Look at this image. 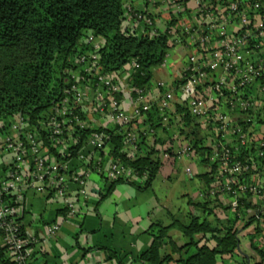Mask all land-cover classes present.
I'll return each mask as SVG.
<instances>
[{
    "label": "built area",
    "instance_id": "1",
    "mask_svg": "<svg viewBox=\"0 0 264 264\" xmlns=\"http://www.w3.org/2000/svg\"><path fill=\"white\" fill-rule=\"evenodd\" d=\"M149 1L152 4L161 1L177 16L190 7L193 9L195 24L181 28L169 25L162 32L147 11L129 8L124 14V28L150 38L160 34L169 37V49L158 66H166L171 47L181 46L186 40L195 44L198 51L187 56L182 80L175 89L160 82L162 95L154 100L148 85L133 88L134 106L131 111L127 110L119 98L120 80L114 72L105 73L99 64L98 51L103 45L92 42L91 38L88 44L92 49L73 57V66L77 69L69 71L72 84L66 96L42 115L37 125L21 113L15 114L12 120H0V128L7 129L3 146L12 155V163L0 180V232L12 263L33 264L34 247L41 244L22 226L27 189L44 193L47 186L54 185L55 193L65 199L68 215H76L75 202L67 195L68 184H84L88 171L71 173L64 162L52 161L42 136L46 135L52 144L62 139L74 145L79 143L77 133L89 128L83 115L87 97L85 87L94 89L97 94L93 104L95 112L106 117L115 125V131L124 135L123 153L128 158H133L140 143L139 134L129 125L155 108L161 124L167 130H174L178 145L165 147L161 151L163 157L183 159L197 154L208 167L214 183L201 193L202 198L217 199L228 195L232 198V209L240 217L238 209L243 197H264V179L261 183L240 179L260 171L264 174V136L257 140L252 135L253 127L264 123V0ZM234 25L235 29H231ZM127 65H131L134 72L140 68L136 61ZM255 87L259 95L254 93ZM177 94L181 113L173 109ZM190 124L212 131L209 135L216 138L212 145L197 146L188 129ZM95 130L78 152L81 161L87 159L82 151L85 145L105 154L113 150L106 130ZM147 133L152 138L156 135L150 123ZM93 162V168L111 183L123 180L144 186L149 178L147 172L138 176L134 169L118 160L108 167L99 159ZM187 172L191 174V169ZM261 213L258 210L253 216L260 223L264 240ZM59 229V225L46 227L49 236Z\"/></svg>",
    "mask_w": 264,
    "mask_h": 264
},
{
    "label": "crops",
    "instance_id": "2",
    "mask_svg": "<svg viewBox=\"0 0 264 264\" xmlns=\"http://www.w3.org/2000/svg\"><path fill=\"white\" fill-rule=\"evenodd\" d=\"M122 1L125 12L129 8L149 12L160 32L164 31L169 25L181 28L182 25L192 26L196 21L192 7L188 8L184 14L177 16L158 0L155 4H152L149 0ZM235 27L236 25L232 26L231 29H235ZM91 38L93 39L92 42L99 46L103 45V40L100 37L88 32L79 43L86 51L92 49V46L88 44ZM170 51L171 57H177L174 62L175 65H172L170 71H167L171 79L169 81L154 80L157 73L165 70L168 64L165 67L155 66L151 70L152 78L147 85L151 98L154 100L159 99L162 95V89L160 90L158 86L160 82H165L170 89L177 87V84L182 80L187 56L196 53L198 50L191 40H186L185 44L171 47ZM134 73L131 65H126L123 70L114 72L121 82L120 101L129 111L134 106V90L130 85V79ZM85 91L87 97L83 115L88 121L89 128L115 131V125L112 122L95 112L93 104L97 94L95 95L94 89L85 87ZM254 93L259 95L258 87L254 88ZM175 99L177 100L174 101L173 109L176 113H181L182 105L179 103L178 94ZM149 123L156 129L154 138L147 133ZM129 128L140 136L139 147L133 153L132 159H136L145 153H152L153 158H158L161 161L160 173L165 170L164 176L166 178H171L177 173L175 165L178 161L187 159L189 164L186 166V173L188 174L187 170L191 169V174L188 175L191 178L197 177L200 179L199 191L192 197L190 203L192 209L188 216L180 221L179 225H188L194 217H199L218 223L221 229L231 223L235 224V227L242 228L246 226V222L258 210L263 212L264 197H243L238 209L241 214L240 217L231 207L232 198L230 196L222 195L217 199L202 198L201 193L205 192L214 183V179L208 172V167L197 154L192 158L185 157L183 159L174 157L165 159L163 157L161 151L165 147L169 145L178 147V145L174 139V130H167L161 124L155 108L146 117L133 121ZM253 128V137L257 140L261 139L264 136V123L261 122L260 125ZM188 129L192 132L191 136L196 140L197 146L212 145L216 139L213 135H209L212 131L206 130V128L197 124H190ZM6 130L0 128V180L4 178L6 169L12 163V155L3 146ZM74 146L72 142L69 143L64 139L58 144H52L53 149L62 156H67L70 148ZM45 148L48 157L52 161L64 162L69 172L81 173L88 171L89 176L82 185L72 182L68 184L67 195L75 202L77 207L76 215L73 217L68 215L65 199L55 193L54 185L47 186V191L44 193L27 189L23 205L24 213L21 219L22 226L27 234L36 237L41 242L40 245L34 247L33 264H149L142 261L140 256L151 247L154 241L150 230L152 225L156 224V222H153V217L159 214V211L156 209V204H146L144 213L141 211L143 206L137 207L136 204H131L132 199L129 196L128 183L126 185L118 183L111 195L103 199V195L111 182L93 168L95 166L93 161L99 159L105 167H108L116 160L113 158L112 152L105 154L85 145L82 151L86 155V161H81L78 158L79 153L67 160H60L47 147ZM240 179L250 183H261L264 174L260 171ZM52 225H59L60 229L55 235L49 236L46 227ZM171 225V227L176 226L175 223ZM179 225L177 230L184 237ZM257 228L261 229L257 222L246 228L253 230L250 233L252 237L259 236L258 241L250 243V254L242 252V255L239 256L240 259L229 258L226 261L228 264L244 262L243 258L246 259V264H256L260 261V257L253 250L254 246L264 249L262 233H257L255 231ZM171 238L178 247H182L176 242L177 239ZM184 238L186 239L185 244H187L188 240L186 237ZM201 238L202 235L196 236V239L200 240ZM209 245L214 246L215 243L209 242ZM187 251L185 250V253ZM113 252L120 257V260L112 256ZM162 254L172 255L173 260L170 264H176V260L180 257V254L182 255L179 252L173 253L171 244L163 246ZM8 259L10 260V254L0 232V264H5L4 260Z\"/></svg>",
    "mask_w": 264,
    "mask_h": 264
},
{
    "label": "trees",
    "instance_id": "3",
    "mask_svg": "<svg viewBox=\"0 0 264 264\" xmlns=\"http://www.w3.org/2000/svg\"><path fill=\"white\" fill-rule=\"evenodd\" d=\"M124 14L122 0H0V120H12L15 114L21 113L37 125L39 118L66 96V90L72 84L69 71L77 69L73 66V57L86 50L79 43L88 32L104 40L98 54L105 73L123 70L127 64L136 61L140 68L132 75L130 85L133 88L147 85L152 78V68L165 58L169 37L160 34L150 38L124 28ZM95 131L88 128L78 132L79 143L70 148L67 156L58 154L46 135L42 137L51 153L60 160H67L76 156ZM106 132L113 144V158L134 169L138 176L147 172L149 178L144 186L115 181L109 185L103 199L111 195L118 183H128L140 190L149 189L160 173L161 161L153 158L152 153L128 158L123 153L124 135L117 131ZM261 219L264 221V209ZM254 222L260 224L253 216L242 228L231 223L221 229L218 223L194 217L188 225H179L188 240L182 247L167 237L172 225L155 233L153 224L150 233L154 241L140 259L149 264H170L172 255L162 254L163 246L169 243L173 253L187 251L190 246L196 248L186 257L180 254L176 264H219L218 261L228 264L229 258L242 255L240 229L243 231ZM255 231L262 233L259 228ZM197 235L202 238L196 239ZM209 242L215 245L210 246ZM253 250L260 257L256 264H264V249L254 246ZM112 256L120 260L116 253ZM243 259L244 262L236 264H246ZM4 262L14 264L9 259Z\"/></svg>",
    "mask_w": 264,
    "mask_h": 264
},
{
    "label": "rangeland",
    "instance_id": "4",
    "mask_svg": "<svg viewBox=\"0 0 264 264\" xmlns=\"http://www.w3.org/2000/svg\"><path fill=\"white\" fill-rule=\"evenodd\" d=\"M176 59L177 57L174 58V56L168 59V65L166 66L167 68L165 70L159 71L154 80L162 79L169 81L171 78L169 77L170 75L167 71H170L172 65H175L174 62ZM188 164L189 162L187 159L178 161L175 165V170L177 173L171 178H166L164 176L165 170H163V173H160L157 176L149 189L140 190L137 186L128 184L129 196L132 199L131 204H136L137 207L143 206L141 208L143 213L145 212L146 204H156V209L159 211V214L153 217V222H156L153 229L156 233H158L160 229L175 223L176 226L169 228L167 237H173L174 239H177L176 242H178L180 246L185 245L186 239L181 236L179 230H177L178 225L180 221L184 220L185 217L188 216L190 210L192 209L190 204L192 197L199 191L201 185L199 178H191L186 173L185 169ZM121 185H126V183L123 182ZM252 231V229H245L239 233V248L243 253L250 254V243L252 240L254 242L258 241L259 239L258 235L255 236V238H252V234H250ZM165 239L167 241L168 238ZM195 251L196 248L194 246H190L187 253L182 251V256L186 257L193 254ZM235 259H240V257L235 256ZM218 263L220 264L219 261Z\"/></svg>",
    "mask_w": 264,
    "mask_h": 264
},
{
    "label": "water",
    "instance_id": "5",
    "mask_svg": "<svg viewBox=\"0 0 264 264\" xmlns=\"http://www.w3.org/2000/svg\"><path fill=\"white\" fill-rule=\"evenodd\" d=\"M248 258V257H247Z\"/></svg>",
    "mask_w": 264,
    "mask_h": 264
}]
</instances>
